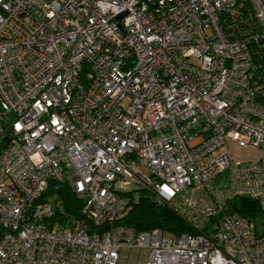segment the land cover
Here are the masks:
<instances>
[{
    "label": "built area",
    "instance_id": "obj_1",
    "mask_svg": "<svg viewBox=\"0 0 264 264\" xmlns=\"http://www.w3.org/2000/svg\"><path fill=\"white\" fill-rule=\"evenodd\" d=\"M263 53L264 0H0V264H264L228 211L264 210ZM51 182L83 219L57 218ZM144 199L197 233L121 225Z\"/></svg>",
    "mask_w": 264,
    "mask_h": 264
},
{
    "label": "trees",
    "instance_id": "obj_2",
    "mask_svg": "<svg viewBox=\"0 0 264 264\" xmlns=\"http://www.w3.org/2000/svg\"><path fill=\"white\" fill-rule=\"evenodd\" d=\"M256 63L255 87L258 89L260 98L264 100V53L258 55ZM7 142V136L0 141V154L6 147ZM44 198H53L60 205L61 208L58 211L57 218L62 223L66 224L68 220L83 219V200L76 196L67 182H51ZM228 211L248 218L256 224L258 233H260V227L263 230L262 235L264 234V210L259 201L243 197L236 198L229 203ZM121 225L132 226L139 231L162 229L174 236L197 233L171 209L156 206L146 199L121 222Z\"/></svg>",
    "mask_w": 264,
    "mask_h": 264
},
{
    "label": "rangeland",
    "instance_id": "obj_3",
    "mask_svg": "<svg viewBox=\"0 0 264 264\" xmlns=\"http://www.w3.org/2000/svg\"><path fill=\"white\" fill-rule=\"evenodd\" d=\"M126 101L125 104H128ZM234 157L241 162L255 161L260 158L261 151L254 148H246L242 146H231ZM144 174L149 175L148 171L143 170ZM259 232L262 234L263 230L259 227ZM149 255L148 250H130L125 249L121 254L120 264H135L139 261H147Z\"/></svg>",
    "mask_w": 264,
    "mask_h": 264
}]
</instances>
